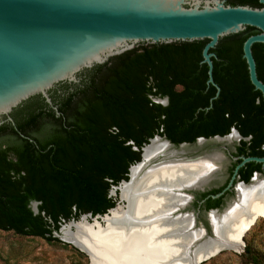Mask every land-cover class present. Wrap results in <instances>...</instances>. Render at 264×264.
Returning <instances> with one entry per match:
<instances>
[{
  "label": "trees",
  "instance_id": "16d2710c",
  "mask_svg": "<svg viewBox=\"0 0 264 264\" xmlns=\"http://www.w3.org/2000/svg\"><path fill=\"white\" fill-rule=\"evenodd\" d=\"M227 3L261 6L259 0ZM258 32L246 26L220 38L210 49L213 80L220 86L216 96L202 61L204 39L140 44L85 69L77 83L62 82L50 90L58 114L40 95L14 108L13 121L0 124V230L43 239L54 248L70 251L72 264H90L84 252L54 232L63 221L84 213L104 214L113 207L116 197L109 190L128 179V167L140 160L141 147L149 138L157 134L178 144L192 142L196 135H225L233 127L242 137L236 154L262 155L264 102L249 80L242 52L243 41ZM251 49L257 76L264 83V43H254ZM177 85L183 88L172 94V100L196 101L200 106L179 110L182 118L177 122L154 119L149 95ZM258 99L260 103L254 104ZM210 102L212 106L206 108ZM157 112L170 117L174 110L163 106ZM246 118L260 121L248 123ZM239 161L232 163L230 174ZM221 197H208L207 204L218 205ZM31 201L37 202V212ZM232 255L238 264H262L250 247Z\"/></svg>",
  "mask_w": 264,
  "mask_h": 264
},
{
  "label": "water",
  "instance_id": "95a60500",
  "mask_svg": "<svg viewBox=\"0 0 264 264\" xmlns=\"http://www.w3.org/2000/svg\"><path fill=\"white\" fill-rule=\"evenodd\" d=\"M259 2L260 7L247 4L231 5L226 4L224 0H0V124L6 120L13 121L12 110L35 95H40L58 114L57 107L49 95L51 89L62 82L77 83L80 72L96 64H103L140 44L207 39L202 49V61L208 66L207 83L215 86L216 96L219 86L212 76L211 57L214 53L210 49L216 46L220 38L238 33L246 26L259 30L243 41L242 52L249 80L254 89L260 91L264 102V83L257 76L251 49L254 43H264V0ZM231 133L236 135L238 141L242 138L232 127L225 135L210 137L218 145L211 150L199 152L205 139L198 138L197 148L192 150V153L178 150L188 145L187 142L174 144L164 136L156 134L142 145L141 153L152 139H159L168 149L178 151L171 155L173 158H180L188 163L199 164L206 162L209 156H216L215 166L211 169L209 178L199 185L186 187L183 191L191 197L193 191L204 190L221 171L223 161L227 157L224 152L229 153L230 140L227 136ZM200 141L201 144H198ZM169 157L167 155L166 158ZM230 158L240 161L233 167L226 186L207 197L214 199L225 191H233V196L222 210L212 209L210 212L221 214L236 202L237 187L248 186L257 178L255 174L250 183L237 180L240 167L251 161L264 165V155ZM138 162L128 167L127 180H121L111 187L112 193L118 192V200L113 207L104 214L92 216L91 213H84L78 219L63 221L58 231L54 232L59 239L84 252L90 264H94L96 260L99 264L105 263L96 249L91 250L85 238L77 235L80 231L74 223H80L81 230L94 242L93 239L106 226L105 217L125 204V200L120 198V187L130 181V169ZM30 204L33 211L37 212V202L31 201ZM188 205L189 202L177 213H171L172 217L176 214H190L187 229L192 233L198 231L189 247L188 255L193 257L195 247L206 241L219 243L207 250L204 257L195 264H200L227 249L240 251L244 245L243 235L257 217H252L251 223L240 230L237 239L230 245L232 242L229 243L225 236L214 230L209 217V232L201 224L197 225L195 214L186 211ZM67 233L72 237L70 240L63 238Z\"/></svg>",
  "mask_w": 264,
  "mask_h": 264
},
{
  "label": "bare ground",
  "instance_id": "6f19581e",
  "mask_svg": "<svg viewBox=\"0 0 264 264\" xmlns=\"http://www.w3.org/2000/svg\"><path fill=\"white\" fill-rule=\"evenodd\" d=\"M227 139H236V135L231 133ZM187 149V145L178 148L184 153ZM176 153L159 139H152L143 148L140 161L130 169V181L120 187L125 204L105 217L106 226L94 242L81 230L80 223H74L80 231L77 235L85 238L91 250L96 249L105 264H195L219 244L206 241L195 247L193 257L189 256V247L198 234L187 229L191 215L171 216L190 201L191 197L183 192L185 188L206 181L217 158L209 156L206 162L196 164L173 158L171 155ZM263 213L264 180L255 178L248 186L237 187V200L232 206L221 214L210 212L208 217L214 230L230 243L254 215L258 218ZM63 238L72 237L67 233ZM94 264L99 263L96 260Z\"/></svg>",
  "mask_w": 264,
  "mask_h": 264
},
{
  "label": "rangeland",
  "instance_id": "374dc122",
  "mask_svg": "<svg viewBox=\"0 0 264 264\" xmlns=\"http://www.w3.org/2000/svg\"><path fill=\"white\" fill-rule=\"evenodd\" d=\"M237 142V139H233L228 143V146L234 148ZM189 148L187 150L189 153H192V150ZM204 150L206 148L201 147L199 152ZM230 168L231 161L226 157L223 161L221 171L212 178L206 187L222 185L228 178ZM109 195L116 197V201L118 200L117 191L114 194L110 189ZM190 204L186 207V211L193 213ZM199 223L201 224V222ZM58 236L60 235L58 234ZM243 243L244 245L240 251L224 250L221 255L218 253L208 260H205L206 264H238L237 258L232 253H241L246 247L255 250L260 256L262 264H264V215L256 218L254 223L246 230L243 235ZM212 258L213 261H210ZM74 260L73 254L70 251L54 248L48 245L43 239L37 237H22L12 232L0 230V264H72Z\"/></svg>",
  "mask_w": 264,
  "mask_h": 264
},
{
  "label": "flooded vegetation",
  "instance_id": "af4514ba",
  "mask_svg": "<svg viewBox=\"0 0 264 264\" xmlns=\"http://www.w3.org/2000/svg\"><path fill=\"white\" fill-rule=\"evenodd\" d=\"M224 1L226 3V0H224ZM227 4H229V3H227ZM54 88H56V87H54ZM182 88H183L182 85H177L171 89H169V88L167 89V87H161L156 91L155 94L149 95L150 99H151V104H152L150 107H153L152 109H154V114H153L154 119H156V120L164 119L166 121L177 122V121L181 120V118H182V117L178 116L179 110L184 109L186 106L187 107H195V108H198L200 106V104L197 103L196 101L190 102V103H182V102H179L178 100H176L175 99L176 97H174L172 100V94L176 91H180V89H182ZM219 91H220V86H219ZM256 103L259 104L260 100L258 99L257 101L254 102V104H256ZM163 106H171V108L174 110L173 115H171L169 117V116H165L164 114H159L157 112V110L159 107H163ZM210 106H212L211 102L209 103V105L207 104L205 107L209 108ZM149 119H152V118L149 117ZM244 120L248 123L249 122L256 123V122L260 121L259 118H246ZM263 123H264V121H263ZM262 129L264 130V127H262ZM214 135H218V134L196 135V137H194V140L192 142H187L188 143L187 147L189 148L192 145L189 149L195 150L197 148V139L202 137L205 139L202 142V148L204 147V148H206V150H211L213 147L216 146L215 141L210 139V137H213ZM129 140L130 139H128L126 142H124V144H128L130 142ZM238 145H239V141L235 144L234 148H230V146H228L229 153L224 152L225 155L227 156V158L231 161V165L236 160H232L230 158V156H246L244 154H236ZM248 147H247V149L245 147V153H247L249 151ZM261 148L262 149L264 148V143H262L260 145V149ZM86 154H88L87 149L85 150V155ZM262 155H264V153ZM262 155H260V156H262ZM247 156H250V155H247ZM255 174H257L258 180L259 179L264 180V165L262 166L260 163H258V165L244 164L240 173L237 172V180H240V181H243L246 183H250ZM230 176H231V174H230V169H229L228 178L222 185L206 187L202 191L196 190V191L192 192V196H191V199L189 201V203H191L190 208H191V210H193V214H195V219H196L197 225H199L200 224L199 222H201V225L203 227H205L208 232L210 231L209 222L207 220V218L209 216V212L212 209L222 210L226 206L227 201L233 196V191H225L221 195L222 197H221V200L218 203V205H208L207 204V198H208L207 196L210 194H207L204 197L200 196V194L202 192H208L211 189L219 188V187H221V190H222L226 186ZM245 178H247V181H244Z\"/></svg>",
  "mask_w": 264,
  "mask_h": 264
}]
</instances>
